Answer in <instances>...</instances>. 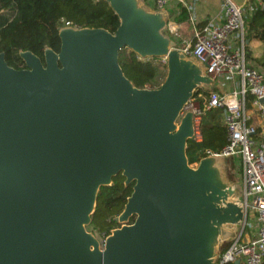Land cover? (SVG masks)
<instances>
[{
  "label": "water",
  "instance_id": "water-1",
  "mask_svg": "<svg viewBox=\"0 0 264 264\" xmlns=\"http://www.w3.org/2000/svg\"><path fill=\"white\" fill-rule=\"evenodd\" d=\"M98 1L113 34L61 27L59 51L20 52L21 70L0 53V264H215L242 231V186L222 157L189 165L193 117H180L214 82L169 36L168 12ZM125 50L165 58L163 83L136 88ZM118 175L132 193L101 243L87 228Z\"/></svg>",
  "mask_w": 264,
  "mask_h": 264
},
{
  "label": "built area",
  "instance_id": "built-area-1",
  "mask_svg": "<svg viewBox=\"0 0 264 264\" xmlns=\"http://www.w3.org/2000/svg\"><path fill=\"white\" fill-rule=\"evenodd\" d=\"M252 1L254 0H246L240 4L236 0H222L220 18L201 29L194 28L193 43L181 50L186 56L199 61L213 82L220 77L238 79L241 82L239 90L227 95L212 91L205 98L201 95L193 97L180 114L181 117L187 112L192 113L191 141L201 144L202 112H223L226 144L219 151L206 150L204 158L222 157L239 163L245 210L242 230L255 222L252 237L244 239L242 231L221 252L215 264H263L264 261V105L261 103L264 99V72L246 64L243 40L245 7ZM147 3L153 6V10L168 12L170 5L185 6L186 0H147ZM64 26L71 25L64 23ZM168 29L170 32L173 30L170 22ZM235 34L239 37V46L232 50L230 40ZM138 60L152 61L159 68H166L165 58ZM198 99L203 100V110ZM253 121L257 123L254 124ZM254 138H261L263 141L256 143ZM103 240L104 238L99 239L101 243Z\"/></svg>",
  "mask_w": 264,
  "mask_h": 264
},
{
  "label": "trees",
  "instance_id": "trees-1",
  "mask_svg": "<svg viewBox=\"0 0 264 264\" xmlns=\"http://www.w3.org/2000/svg\"><path fill=\"white\" fill-rule=\"evenodd\" d=\"M147 3V0H144ZM148 4V3H147ZM264 0L252 1L249 12L244 17V53L249 58L246 42L258 40L264 47ZM188 21V13L181 8L175 23ZM64 23L76 28L104 29L114 33L119 19L110 7L98 0H0V53L6 64L15 70L24 69L20 52H31L43 62V51L50 48L59 51L58 30ZM172 39V38H171ZM173 40V39H172ZM264 62V54L263 59ZM119 65L124 76L138 89H156L152 82L157 73L152 61H140L127 50L120 53ZM198 94L206 95L200 90ZM213 113L207 121H202L203 142L187 143L186 156L190 166H195L204 158L206 150L219 151L226 144V131L221 123V111ZM133 184L124 185L121 175L112 179L110 187L101 188L96 199V210L89 226L92 232L106 237L118 226L113 219L118 216L132 193ZM134 218L130 219L132 223ZM230 244L223 247L224 252ZM264 264V261H263Z\"/></svg>",
  "mask_w": 264,
  "mask_h": 264
},
{
  "label": "crops",
  "instance_id": "crops-1",
  "mask_svg": "<svg viewBox=\"0 0 264 264\" xmlns=\"http://www.w3.org/2000/svg\"><path fill=\"white\" fill-rule=\"evenodd\" d=\"M221 1L222 0H186L185 6H181V5L172 6L174 7L175 14L171 17L170 20L172 21V19H174L175 22V17H177L180 14L181 8H185L188 13V21L178 25L176 24L177 27L181 28L182 25H186L187 27L190 26L192 30L194 28L201 29L204 26H206L209 22L216 21L220 18ZM236 1L239 2L240 4L246 2V0H236ZM248 7L249 5L245 7V11H246V15H244L245 18L249 12ZM175 36L176 38L175 39L172 38V39L176 43L177 48L180 50H183L188 44H192L190 43L191 42L190 40L184 39L183 37L180 38L179 33H177V35ZM245 44L247 46V51L249 54V58L245 57L246 64L251 68H254L260 72H264V62L262 61L264 54L263 44L258 40H254V39L247 41ZM230 46L232 47L231 48L232 50L236 49L239 46L238 36L233 35L231 37ZM240 87H241V82L238 79H229L228 77H220L219 79L214 81L213 91L218 92L222 95H227L232 93L233 91L239 90ZM253 123L256 124L257 122L253 121ZM222 125H223V121H222ZM258 132L260 131L258 130ZM254 223L251 222V225H249L248 228L242 230L243 231L242 236L244 239L252 237L254 233L253 229L255 228Z\"/></svg>",
  "mask_w": 264,
  "mask_h": 264
},
{
  "label": "rangeland",
  "instance_id": "rangeland-1",
  "mask_svg": "<svg viewBox=\"0 0 264 264\" xmlns=\"http://www.w3.org/2000/svg\"><path fill=\"white\" fill-rule=\"evenodd\" d=\"M142 1L144 2V0H142ZM144 3H146V2H144ZM172 6H173V4L170 5V7L168 8V12H169L168 24L170 22L172 24V28H173L172 32H169V36L171 38L175 39L176 38L175 35H177V33H179L180 38L183 37L184 39L190 40L191 41L190 43H193V30L191 29V27L190 26L187 27L186 25H182L181 28H178L176 23L174 22V19H172V21L170 20L171 17L175 14L174 7H172ZM151 7L153 8L152 5H150V8ZM244 15H246V11H245ZM235 35L237 36V34H235ZM152 63L157 69L156 77H155L154 81L152 82V85L154 87H159L164 81V78H165V75H166V68L165 69L164 68H159V66H157L154 62H152ZM205 94L206 95H203V94H198V95H201L202 97L205 98L208 95V93H205ZM198 102L200 103L201 109L203 110V108H204L203 100L198 99ZM212 111L216 112L217 110H212ZM212 114L213 113L209 114L208 111L202 112V121H207ZM222 118H223V112L221 113V123H222ZM254 141L256 143H259V142L263 141V139L254 138ZM226 163H227V168H228L227 171H226L227 179L233 184H235V183L236 184H241V182H240L241 169H240L239 163L237 161H233V160H226ZM248 217H249V215H248ZM87 231L93 233V235L98 240L105 238L103 235H99L96 232H92L90 227L87 228Z\"/></svg>",
  "mask_w": 264,
  "mask_h": 264
}]
</instances>
